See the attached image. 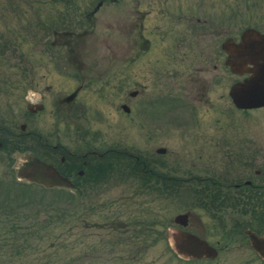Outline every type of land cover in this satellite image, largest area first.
Segmentation results:
<instances>
[{
  "label": "flooded vegetation",
  "instance_id": "flooded-vegetation-1",
  "mask_svg": "<svg viewBox=\"0 0 264 264\" xmlns=\"http://www.w3.org/2000/svg\"><path fill=\"white\" fill-rule=\"evenodd\" d=\"M4 2L29 17L17 15V30L0 35V60L15 72L0 75V164L6 175L29 153L65 178L67 185L48 188L68 196L76 264H107L108 234L125 246L111 254L120 256L116 264L136 261L155 244L142 239L173 227L165 217L171 201L184 202L182 228L208 241L217 233V252L222 241L245 244L249 232L264 234V137L248 127L264 118V104L241 107L231 95L259 71L264 79V0L245 2L241 29L229 3L225 30L207 19L211 5L202 16L201 3L185 13L167 0L147 7L140 0ZM97 25L107 30L100 39ZM247 31L253 34L238 46ZM113 112L127 117L121 125L138 122L146 142L163 143L129 146ZM172 133L175 148L164 145ZM114 189H138L150 197L144 204L157 199L167 227L158 211L159 229L123 216L117 196L102 197ZM103 227L87 244L82 232Z\"/></svg>",
  "mask_w": 264,
  "mask_h": 264
},
{
  "label": "rangeland",
  "instance_id": "rangeland-1",
  "mask_svg": "<svg viewBox=\"0 0 264 264\" xmlns=\"http://www.w3.org/2000/svg\"><path fill=\"white\" fill-rule=\"evenodd\" d=\"M5 0H0V35L3 34V32L7 29V27L10 26V31L8 33H13L14 31L17 30V28H12L14 25H17L18 22H16V20L14 19V17H17V15H20L23 19H27L29 17V15H24L22 13H17V15L15 14L16 12L12 11L10 8L9 12L6 10V6L8 5L7 2H4ZM149 0H140V5L141 7H147V2ZM153 4L158 3L159 0H151ZM248 1V3H251V0H167V2L171 5H177L178 3L183 4L185 13L189 10V8L191 7L192 3H201L202 7H201V13L202 16L204 14H208L207 11H204V8H209L211 5V12L206 15L207 19L211 20L213 22V24L215 23L216 25H219L220 29H224L228 27V23H227V17L231 16V11L228 9V4L231 3V6H234L235 10H232V12L234 11L235 13H237V15H235V19H234V27L235 29H241L245 22L244 20H242V15L246 14L244 10V7L246 8V4L245 2ZM214 4V5H213ZM213 5V6H212ZM214 9H215V13H217V17L214 16ZM241 9V10H240ZM108 11V10H107ZM14 12V13H13ZM242 12V14H241ZM213 13V15H212ZM239 14V15H238ZM6 20V21H5ZM9 20H15V22L13 21H9ZM254 21V20H253ZM4 23H8L7 26L4 25ZM6 28V29H5ZM95 34L98 35V38L100 39V37H103V34L105 32H107V30L102 29L100 26L97 25V28H95ZM7 34V33H6ZM16 42V41H15ZM9 62V61H8ZM8 62H6L4 59L0 60V69H2V72H0V75L4 74L8 72V76H13L14 75V71L13 68L11 67V63L8 64ZM15 64V63H12ZM2 73V74H1ZM5 76V74L3 75ZM3 76H1L0 78H2ZM5 78V77H3ZM113 115H115V120L120 119L119 121H115V126L116 129L115 131L118 130V126H121V129H123V132H121L120 134H123L124 140L125 142L133 147L134 149H151V147H154L155 144H162V138L158 137V138H150L149 142H146L142 136V132H141V128L138 125V122H135L134 124H131V126L129 125H121L124 122V119H127L126 116L122 115H116L113 112ZM137 119V117H136ZM254 119V118H253ZM260 123L257 124V127H252L250 126L252 120H249V124L248 127L249 129H253L255 132L259 131V137H264V118L263 116H261L260 118ZM114 120V119H113ZM258 123V122H257ZM124 127H127L126 129ZM117 137V136H116ZM165 139H167L168 141L164 142V145H167L170 148H175L178 144V139H177V134L176 133H172L168 136L165 137ZM147 144V146H146ZM22 157L17 158L16 163L20 164V162L22 161ZM3 165L0 164V205L3 206V204H7L6 201L7 200H13V199H19L18 204H22L23 206H25V210L23 211V213H28L29 215H27L26 217H24V220L27 221L28 223H30L31 219L34 218H40L39 214L42 215L46 220L45 224H43V226H34L36 228H38V231L35 233L31 232L30 236H31V245L30 247L27 249L28 250V255L26 256V258H24L23 260V264H39L41 259L39 258V256L44 254H47L49 252L53 253V255H51V259L56 260L55 256L57 253H54L56 250H58L59 253H61V250L65 251V247H68V244H65L63 246L60 245V247H58L56 245L53 246V248L51 249L52 251H50V249L48 248L49 245V241H51L52 239H56L57 237L62 236L63 238H69L68 237V233H69V228L67 226L68 220L66 217L61 218V214L56 213L59 209L60 206H62L64 204V201L66 200V198L68 196H66L64 193H62L61 191H54L52 189H49V191L43 189L42 187H39L37 184H31V183H22L20 181H17L15 179L14 174L11 172H7L10 177H5V172L3 170ZM14 169H16L14 167ZM13 169V170H14ZM14 172V171H13ZM12 180L14 181V183L12 184H8V181ZM127 191L125 190H119V189H114L112 192H108V194H102V197L105 198H110L113 196H119V195H123V193H126ZM95 194H99V193H95ZM114 194V195H113ZM113 195V196H112ZM143 196V197H142ZM140 195L138 196V200L139 201H145V200H149V198H147L144 195ZM101 197V198H102ZM65 199V200H64ZM137 201L136 203V207L135 210L136 212H140L142 210V207L144 206L143 211L145 212L146 209L149 208V206H152V204H148L146 203L145 205L141 204L139 201ZM23 201V203H21ZM151 202V201H150ZM175 203H184L183 201L179 202L176 201ZM168 205H173L172 202L167 203ZM156 205V204H155ZM154 206V205H153ZM174 206V205H173ZM19 207V206H18ZM141 207V208H139ZM174 207L169 209V213L165 215L166 218L168 217H173L174 214L178 213L182 208L181 206H178L176 209H173ZM12 210H14L13 208H11ZM151 209V208H150ZM36 210V212H35ZM16 211V210H14ZM156 211L159 212H167L166 210L163 209V205L158 203L157 206H154V210H151V214H156ZM35 212V213H34ZM8 215H13L14 212H6ZM139 213V214H140ZM160 216L163 217V213L160 214ZM97 218H94V220ZM152 219L154 220V222L156 223L154 225V228L157 225V217L156 215L152 216ZM99 220V219H97ZM164 220V217H163ZM166 220V219H165ZM12 223V222H10ZM27 225V224H25ZM24 225V227H25ZM7 228H10L9 224H7L6 226ZM26 229V228H25ZM24 229V230H25ZM21 231L23 229H20ZM29 230H34V229H29ZM87 231V230H86ZM82 232L86 237H84V239H86V243L87 241H92L94 239V236L92 237L93 234H98L97 232L100 233H104V227L103 229L97 228V229H92V233L91 232ZM94 231V232H93ZM89 233H91V235H88ZM113 234V233H111ZM217 235V233H216ZM215 234L212 235L210 238V241L213 242V239L216 238ZM110 235L108 234L105 246L102 247L104 249V251H102L103 253L106 254V257L109 258L108 263L107 264H116L119 263V261H122L120 256H115L112 257L111 254L118 252V253H123L124 247L125 246H116L115 244L117 242H115V238L116 235L114 237H110ZM96 243L98 242L97 239H95ZM115 242V244H114ZM226 243V241H223L222 245L219 246L220 248V253L219 256L214 258V260L212 261H207V260H198V261H182L178 258V256L176 254H173L172 251H170V248L168 247V243H166V239L159 237L157 238V242L149 247L146 251H144L142 254H139V257L136 261H133L130 263V261L128 260V264H264L260 259H256V257H254L252 251L248 248L247 243H235L232 245H228L224 246V244ZM38 244L39 248L36 247V245ZM88 244V243H87ZM32 245H34L35 247H33L32 249ZM115 245V246H114ZM222 246V247H221ZM98 247V246H97ZM38 249L42 250V252L40 253V251L38 252ZM98 250V248H97ZM101 248L99 247V250L97 252H100ZM49 251V252H48ZM71 249L67 251V257L71 256ZM95 252V253H94ZM93 253L90 254H94L97 255L98 253L96 251H94ZM89 254V253H88ZM71 259V258H69ZM72 260V259H71ZM59 264H61V262H58ZM87 264V263H86Z\"/></svg>",
  "mask_w": 264,
  "mask_h": 264
},
{
  "label": "water",
  "instance_id": "water-1",
  "mask_svg": "<svg viewBox=\"0 0 264 264\" xmlns=\"http://www.w3.org/2000/svg\"><path fill=\"white\" fill-rule=\"evenodd\" d=\"M253 33L247 31L244 32L242 42L239 44L240 47H244L247 42L249 35ZM230 43V42H229ZM228 42L223 43L224 47L229 49L230 45ZM259 77L258 80H249L238 86L234 87L231 91L233 98L242 106L250 107L251 105H259L264 102V81L260 79V75H263L262 71L256 73ZM256 84V87L254 86ZM17 173L23 179L29 181H37L47 185H54L58 183H64V179L55 172L52 166L41 162L39 159L28 157L23 165L18 168ZM179 215L175 220H181ZM172 245L175 251L183 255L184 257H202L213 256L212 248H210L206 242L200 240L194 234H189L184 231L173 230L172 234ZM249 240L251 247L256 250L260 256L264 259V236L258 237L254 234H249Z\"/></svg>",
  "mask_w": 264,
  "mask_h": 264
},
{
  "label": "trees",
  "instance_id": "trees-1",
  "mask_svg": "<svg viewBox=\"0 0 264 264\" xmlns=\"http://www.w3.org/2000/svg\"><path fill=\"white\" fill-rule=\"evenodd\" d=\"M18 202L19 199L15 198L11 201L8 200V203H4L3 206L0 205V229H4L3 231H0V264H23V259L28 255L27 249L31 245L30 234L31 232L35 233V231H38V228L34 226H43V224H45L46 222L44 218L31 219L30 223H28V220L25 221L22 213H18L20 212V210H25V206H23L22 204L19 205ZM21 203H23V201ZM18 206H21L23 209L19 208ZM11 208L16 211L12 210ZM56 211V213L61 214V218L66 217L67 220L69 219V208H60ZM6 212L14 213L13 215L8 216ZM7 224H9L10 228L6 227ZM20 229L23 230L21 231ZM48 245V248L52 249L53 246H55L54 239L49 241ZM33 247L35 246L32 245V249ZM36 247H38V244L36 245ZM51 249L50 251H52ZM39 251L40 253L42 252V250L38 249V252ZM54 253H57L55 256L56 260L51 259V255H53V253L49 252L45 254V256L44 254L39 256V258L41 259L39 264H59L58 262H62L61 264H67V260H61L63 258L60 254H58V250H56ZM68 264H70L69 260Z\"/></svg>",
  "mask_w": 264,
  "mask_h": 264
}]
</instances>
